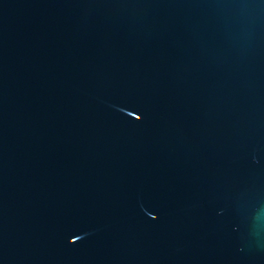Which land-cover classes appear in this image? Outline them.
I'll use <instances>...</instances> for the list:
<instances>
[{"label": "water", "instance_id": "1", "mask_svg": "<svg viewBox=\"0 0 264 264\" xmlns=\"http://www.w3.org/2000/svg\"><path fill=\"white\" fill-rule=\"evenodd\" d=\"M0 264H264V0H0Z\"/></svg>", "mask_w": 264, "mask_h": 264}, {"label": "snow or ice", "instance_id": "2", "mask_svg": "<svg viewBox=\"0 0 264 264\" xmlns=\"http://www.w3.org/2000/svg\"><path fill=\"white\" fill-rule=\"evenodd\" d=\"M75 239H76V237L75 236H73V240L75 241Z\"/></svg>", "mask_w": 264, "mask_h": 264}]
</instances>
